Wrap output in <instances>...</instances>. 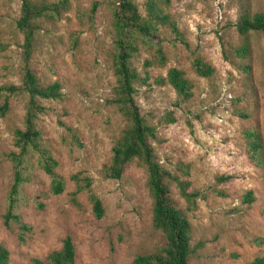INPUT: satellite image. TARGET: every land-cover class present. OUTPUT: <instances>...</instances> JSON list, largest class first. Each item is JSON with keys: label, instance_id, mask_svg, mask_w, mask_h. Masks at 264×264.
<instances>
[{"label": "rangeland", "instance_id": "obj_1", "mask_svg": "<svg viewBox=\"0 0 264 264\" xmlns=\"http://www.w3.org/2000/svg\"><path fill=\"white\" fill-rule=\"evenodd\" d=\"M91 1L72 0L66 13L71 20L46 23L31 54L30 61L43 78H58L62 83L60 99L43 100L47 108L39 116V125L67 181L61 193H52L50 177L35 166L20 191V212L31 227L22 231V240L17 237L18 226L7 228L1 216L12 174L6 155L12 148L10 128L20 121L21 99H12L11 112L0 117V242L9 250L8 264H29L33 256L44 257L61 245L65 235L75 243V264H134L136 253L165 243L151 222L144 166L133 160L120 178L101 173L110 142L124 119L107 100L114 82L109 57L111 0H100L91 25L84 26L77 43L71 45V29L79 27L75 6L84 8ZM251 3L264 9V0ZM19 4L20 0H0V29L4 30L0 41L5 42L0 45L1 82L19 80L21 48L9 37ZM235 9L233 0H172L169 11L180 34L163 29L151 36L165 49L166 62L148 66V80L136 88L142 113L157 125L158 137L152 143L159 160L171 168L177 160L189 163V188L200 192L190 212L191 264H239L264 254V34L250 30L249 59L234 56L233 49L241 41ZM221 39L237 64H251L250 72L223 58ZM145 52L132 59L140 70ZM197 53L213 62V76L194 73L191 57ZM169 66L183 68L193 80L189 98L180 100L171 85L155 81ZM168 110H173L174 121L163 120ZM254 127L262 139L257 159L244 145L245 132ZM75 170L92 177L91 188L103 201L102 216L94 214L85 190L77 194L80 207L71 203L67 191L74 186L69 175ZM221 174L227 177L219 180ZM175 188L173 195L184 203ZM248 189L254 199L247 203L243 196Z\"/></svg>", "mask_w": 264, "mask_h": 264}, {"label": "trees", "instance_id": "obj_2", "mask_svg": "<svg viewBox=\"0 0 264 264\" xmlns=\"http://www.w3.org/2000/svg\"><path fill=\"white\" fill-rule=\"evenodd\" d=\"M111 1L113 7L110 24L113 44L109 57L114 82L107 100L120 112L124 123L119 126L110 142V155L103 162L101 173L104 177L120 178L125 167L133 160L141 163L146 171L145 183L151 198V222L153 227L161 231L165 243L150 251L136 253L133 257L134 264H191L190 212L196 208L200 192L198 189L189 188V163L177 160L175 167L171 168L159 160L152 143L158 137L157 125L142 113L135 99L137 84L145 83L150 75L147 67L163 66L166 62L165 49L159 41H153L151 36L163 29H168L176 35L180 34V28L169 11L172 0H141L142 9L139 8V0ZM233 1L237 14L234 24L241 35L240 44L233 49L234 56L248 60L251 53L248 32L258 29L264 34V9L252 6L251 0ZM99 4L100 0H92L90 5L84 8L75 6L74 14L77 16L79 27L71 29L72 46L77 43L84 26L91 25ZM70 6L72 0H20L17 14L10 22L9 37L21 48V62L18 81H0V117L9 115L11 101L15 97L21 99L23 113L20 121L13 122L10 128L12 148L6 155L12 164V174L4 194L5 208L1 216L7 228H12L14 224L18 226L17 237L20 240L23 239L22 231L31 228L20 212V191L35 166L50 177V192L61 193L66 186L67 178L59 171L58 160L44 142L39 125V116L47 108L43 100L60 99L63 96L62 83L58 78H43L30 59L38 44L39 32L47 29L46 23L55 25L62 19L71 20L66 14ZM3 31L0 29V35ZM4 43L0 41V45ZM221 45L224 59L250 72L251 64L248 61L237 64L236 60L228 55L222 39ZM141 50L146 51L142 57V70L134 65L132 60ZM191 59L196 75L206 78L214 75L216 68L211 60L203 59L198 53ZM155 81L171 85L180 100L193 94V80L181 67H167L164 73L155 77ZM175 119L173 110H168L163 117L167 122ZM245 136L244 145L249 155L260 158V131L254 127L248 129ZM69 177L74 181V186L67 191L71 203L80 207L81 202L77 194L85 190L94 214L97 217L102 216L103 201L91 188L92 177L81 170L71 172ZM226 177L227 174H221L218 179L223 180ZM173 185L184 203L173 195ZM253 199L251 190H246L243 201L248 203ZM61 241L58 248L51 249L44 257H31L29 264H75L74 241L69 235L62 237ZM8 261L9 250L0 242V264H8ZM239 264H264V254Z\"/></svg>", "mask_w": 264, "mask_h": 264}]
</instances>
